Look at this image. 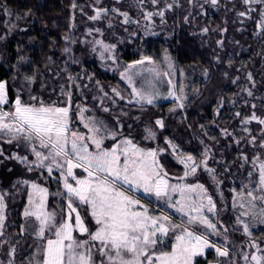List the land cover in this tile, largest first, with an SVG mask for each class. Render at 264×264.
<instances>
[{"label": "snow or ice", "instance_id": "6c2138e0", "mask_svg": "<svg viewBox=\"0 0 264 264\" xmlns=\"http://www.w3.org/2000/svg\"><path fill=\"white\" fill-rule=\"evenodd\" d=\"M122 2L114 0L109 7L103 5V0H93L87 5L92 9L88 15L84 6L72 0L68 30L62 37L61 54L66 59L63 68L52 73L55 80H63L58 88L52 86L48 91L50 82L41 79L43 74L27 56L19 54L22 52L19 46V58L9 66L11 78H0V164L15 162L34 176L18 178L11 190L0 189V248L7 247V264H16L21 247L20 239L13 242L15 236L31 241L27 244L30 251L20 264H199L209 250L215 252L216 259L207 264H264V236L254 234L256 225H264V109L258 115V105L244 100L243 107L250 111L233 112L234 127H221L216 119L210 122L209 127H215L221 139L230 140L240 149L236 160L240 161L239 168L246 171L247 183L242 180L239 191L231 189L229 209L221 187L224 181L210 161L227 165L224 167L227 174H231V164L215 159L213 147L219 140L209 133L208 127L199 125L204 138L197 140L202 151L193 154L173 138L163 136L162 130L167 127L163 118L155 119L143 130L144 140L155 142L162 137L163 146L144 147L133 137L131 124L125 133L123 120L128 112L121 108L115 114L120 101H126L125 107L136 106L143 111L169 98L173 103L170 112L184 111L191 98L200 95L198 88L189 94L183 80L177 82V73L184 77L185 72L178 69L168 49H164L161 61L143 54L142 49L140 58L131 63L123 64L120 59L122 44L143 42L159 35L153 30L156 18L164 25L166 13L180 6L178 0H130L129 8L134 7L139 18L115 6ZM228 3L232 8L226 11H234L235 0ZM240 3L244 10L236 11L237 19L241 22L243 18L252 19L255 12L256 27L260 30L257 35L264 34V0H240ZM188 4L198 8L199 15H207L205 6L218 10L221 0H188ZM77 9L93 24L85 27L81 37L74 35ZM0 12L8 17L15 15L17 21L31 14L30 10L23 16L14 14L3 3ZM183 19L188 24L195 17L189 12ZM4 24L8 34L27 31L11 20ZM117 24L126 37L115 32ZM133 26L134 30L129 31ZM105 28L112 32L115 42L105 38ZM209 31V27H202L199 33L191 35H207ZM219 31L223 34L227 28ZM5 38L0 36V40ZM216 43L222 47L224 41L219 39ZM76 45H84L106 69L119 71L130 89L127 98L118 87L105 90L95 73L83 67L75 52ZM214 59L219 63L218 56ZM47 60L52 62V57ZM231 63L229 60V66ZM73 65L80 66V71L73 74ZM25 66L32 68L31 73L23 70ZM48 71L51 73L50 68ZM204 75H208L207 70ZM246 79L252 87H242L231 100L219 97L215 117L221 115L226 104L236 107L235 97L241 93L259 99L264 105V96L257 98L252 90L256 82L251 72ZM239 80L236 77L231 83L235 85ZM38 81L40 93L47 92V98L34 89ZM163 84L168 88L166 95L159 88ZM86 93H95L90 97L92 104ZM98 113L109 114L112 122ZM253 122L257 131L250 127ZM206 139L213 143H207ZM5 145L16 150L6 152ZM165 155H171L183 166L181 175H170L162 163ZM204 173L214 191L200 182V174ZM49 181L59 185L55 192L46 186ZM21 191L26 193L20 213L23 223L18 233L9 234L8 201ZM50 197L57 200L54 207H49ZM145 197L154 198L163 206L152 209L142 203ZM229 210L234 214L231 225L223 221ZM236 233L243 237L239 242L233 238ZM0 264L5 262L0 260Z\"/></svg>", "mask_w": 264, "mask_h": 264}, {"label": "trees", "instance_id": "16d2710c", "mask_svg": "<svg viewBox=\"0 0 264 264\" xmlns=\"http://www.w3.org/2000/svg\"><path fill=\"white\" fill-rule=\"evenodd\" d=\"M72 0H0V3L5 4L14 14L23 16L24 13L31 12L27 17L16 20L15 15L12 17L5 16L0 12V36H5L4 40H0V78H11L12 73L9 66L15 64L19 58L17 48H22L19 54L25 55L29 58L32 64L40 70L43 74L41 79L48 80L51 90L52 86L58 88L59 83L63 80H55L52 73L60 71L63 68V61L66 59L61 54V49L64 47L63 35L68 30L69 17L72 13L71 9ZM93 0H77V3L85 7V12L88 15L92 14V9L87 7ZM172 2V0H169ZM130 0H123L122 4L115 5L121 7L123 10L131 12L134 18H139L136 9L129 8ZM180 6L174 7L166 13V23L160 24L159 18H156L154 31L159 35L152 36L146 41L135 40L131 43H124L120 46V59L123 64L132 62L140 58L141 49L143 54L153 55L157 49V45L161 44L167 47L170 52L176 57L179 68L185 72L181 80L187 85L186 92L191 94L193 88L200 90V95L191 98L190 106L184 110L177 112H170L169 109L173 107L172 102H158L156 106H147L143 111L139 110L136 106L125 107L126 101H120L119 107L114 109L115 114L120 113L123 108L128 112V117L124 118L125 133L129 131L128 124L132 125V135L136 141L140 142L144 147H155L157 144L163 146V139L160 137L157 141L144 140V127L150 124L157 118H163L167 125L166 129L162 130L163 136L173 138L179 143L186 152L198 154L202 151L197 137L204 138L200 132L199 125L204 124L208 127L209 133L215 135L219 140L218 144L213 147L215 159H224L231 164V174L224 172V167L210 161V165L217 169V173L224 181L222 187L225 200L227 204L231 205V189L233 187L240 190V183L243 180L245 183L246 171L239 168L240 161L236 160L238 149L235 145L231 144L230 140L221 139L219 131L215 127H209L213 119L221 127H234L236 121L231 119V114L235 111L243 110L244 114L250 111V108L243 107V101L248 100L250 103L258 105L257 114L259 115L264 105L261 104L259 99L247 97L245 93H241L240 97H235L237 100L236 107L231 104H226L225 108L219 117L214 116V109L217 107L219 97L223 96L227 100L233 99V94L240 92L242 87H252L250 82L246 79L247 73L251 72L256 82L255 87L252 89L255 97L259 98L264 96V34L257 35L260 31L256 27L255 20L258 16L253 12L252 19L243 18L237 19L236 11L244 10V6L240 0H235V10L226 11V8H232V4L228 0H221V7L213 9L210 6H205L207 15H199V9L192 7L188 4V0H178ZM104 6H113L114 0H103ZM161 6H163L161 4ZM257 7V6H253ZM192 12L195 17L190 23H184V16ZM77 29L74 35L81 37L85 31V27L93 26L92 22H88L85 16H82L79 10H75ZM11 20L17 23L19 28H26L27 31L16 30L11 34L7 33V28L4 22ZM102 26L103 25H96ZM202 27H209L210 31L207 35H191V33H199ZM227 28V31L221 34L219 29ZM215 29V30H211ZM129 28V31H133ZM105 38L111 42H115L112 38V32L105 28ZM115 32L121 37H126V33L117 24ZM222 39L223 46L217 45L216 41ZM238 42V43H237ZM76 55L82 60L83 67L89 73H95L96 78L106 86L105 90L112 87H118L128 97L129 86L124 83L119 75V71L110 72L102 66L98 57L92 54L84 45L75 46ZM52 57V62L47 60V57ZM219 57V63L216 62L214 57ZM231 60V66L228 61ZM47 64L51 69L45 68ZM24 71L31 73L32 68L25 66ZM120 70H123L122 67ZM204 70L208 71V75H204ZM71 71L74 73L80 71V66H71ZM224 73H227L225 77ZM63 76V73H61ZM239 77L240 80L237 84L231 83L232 79ZM139 85V82L138 84ZM19 86V85H17ZM37 93L43 94L47 98L48 93H40L39 81L33 86ZM89 96V103L92 104L90 97L95 93H86ZM55 97H53L54 99ZM104 119L112 122V117L107 113H98ZM139 116L140 120L135 117ZM191 125V128L188 127ZM250 127L257 131V125L253 122ZM207 143H213L206 139ZM231 145V146H229ZM16 149H9L5 145V151H13ZM249 156L253 153L251 149L248 150ZM235 161L234 164L232 162ZM162 163L165 164L166 169L172 176L182 174L183 166L179 165L171 155H165ZM12 171L9 172L8 169ZM18 178L33 179L32 174L24 172L20 165L15 162L5 161L0 164V189L11 190L12 184ZM174 182V181H173ZM200 182L204 183L214 191V187L206 173L200 174ZM43 183V181H41ZM51 192H55L59 185L55 182L49 181L46 185ZM218 199V198H217ZM26 201V193L24 191L15 195L14 199L8 201V219H7V233L14 234L19 232V226L23 223L21 218V211ZM57 204L55 198H49V207H54ZM223 221L227 225L234 222V214L231 210L223 216ZM256 236H264V225H256L254 229ZM233 238L239 242L243 237L236 233ZM16 239L21 240V247L18 248L16 256V264H20L30 249L27 244L31 241L27 238L21 239L19 236L13 237V242ZM7 247L0 248V260L7 264ZM213 251L207 252L206 258H200L199 264H207V261H214Z\"/></svg>", "mask_w": 264, "mask_h": 264}, {"label": "rangeland", "instance_id": "374dc122", "mask_svg": "<svg viewBox=\"0 0 264 264\" xmlns=\"http://www.w3.org/2000/svg\"><path fill=\"white\" fill-rule=\"evenodd\" d=\"M157 46H158L157 49L155 50V52H154L153 55H151V56H153L156 60L161 61V60H162V54H163L164 49H168V48L162 46L161 44H158ZM168 51L170 52L169 49H168ZM170 53H171V52H170ZM171 55L173 56V58H174V60H175V62H176V64H177L178 69H180V68H179V65H178V62H177V60H176V57H175L172 53H171ZM130 63H131V62H130ZM108 70H109V69H108ZM109 71L112 72V70H109ZM145 75H147V74H145ZM150 78H151V77L149 76V79H150ZM121 80H122V79H121ZM176 80H177L178 83L181 81V78H180L179 73H177V75H176ZM122 81H123V80H122ZM123 82L126 83V85L128 86V84H127L126 81H123ZM137 86H140V84L137 85ZM159 88H160L161 93H163V94L166 95L167 90H168L167 85H166V84L159 85ZM158 102H172V100H171L170 98H169V99H161V100H159ZM158 102H157V103H158ZM174 182H175V181H174ZM238 191H239V190H238ZM142 203L147 204V205H148L150 208H152V209H156L158 205H160L161 207L163 206V205L161 204V202L156 201L154 198H147V197H145V198L142 199ZM168 211H171V210L168 209ZM173 218H174V219H178V216H177L176 214H173ZM254 229H255V228H254ZM213 254H214V256H216V254H215L214 251H213Z\"/></svg>", "mask_w": 264, "mask_h": 264}]
</instances>
